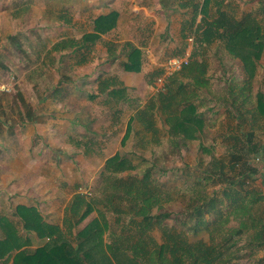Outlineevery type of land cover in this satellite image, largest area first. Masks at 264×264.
<instances>
[{
  "label": "trees",
  "instance_id": "1",
  "mask_svg": "<svg viewBox=\"0 0 264 264\" xmlns=\"http://www.w3.org/2000/svg\"><path fill=\"white\" fill-rule=\"evenodd\" d=\"M197 8L196 4L195 12ZM115 19V13L96 19L94 33L82 36V45L75 51H84L83 43L93 45L99 34L114 27ZM202 24L196 40L206 45L220 41L226 53L239 60L246 75L238 93L233 90L225 93V100L212 101L215 106H225L227 101L234 106L236 94L243 97L234 113L224 110L234 127L223 134L217 132L213 138L214 145L225 146L224 160L210 157L209 166L192 182L188 193L179 194L184 206L173 212L168 208L177 201L173 195L178 187L168 189V195L162 193L169 185L153 177L150 168L133 173L139 166L134 159L139 156L117 152L105 160L95 194L74 195L66 232L44 222L33 207L17 208L18 223L0 220V264H239L241 260L264 264V137L259 135L261 128L264 133V125H258L264 121V96L254 101L250 92L264 51V27L236 23L224 13L217 21L203 20ZM58 46L68 47L63 42ZM202 51L193 47L188 65L164 79L163 91L133 109L121 145L133 136L134 150L145 152L158 146L165 136L166 153L174 156L187 141L199 139L211 128L205 125L202 110L210 88ZM131 54L135 58L136 50ZM96 82L103 105L119 113L121 105L129 102L125 88L110 79L98 78ZM95 98L88 94L86 100ZM199 147L207 152L203 144ZM256 160L263 166L262 172L253 163ZM94 211L97 216L72 234ZM168 219L173 224L166 222ZM154 229L161 232L159 243L151 234ZM20 230L47 238V242L29 249L31 240Z\"/></svg>",
  "mask_w": 264,
  "mask_h": 264
},
{
  "label": "crops",
  "instance_id": "2",
  "mask_svg": "<svg viewBox=\"0 0 264 264\" xmlns=\"http://www.w3.org/2000/svg\"><path fill=\"white\" fill-rule=\"evenodd\" d=\"M111 13L114 27L75 51L82 36L94 33V21ZM221 13L264 27V0H0V69H11L16 80L10 92H0V220L18 223L17 208L33 207L44 222L66 232L70 203L81 188L77 181L92 184L105 160L119 151L126 130L127 123L113 148L89 147L91 138L101 137L97 131L87 137L95 122L89 103L107 109L96 80H114L127 97L147 100L168 59L193 47L205 59L207 49H224L220 41L196 40L202 21H217ZM88 94L96 98L82 102ZM78 130L84 132L78 136ZM98 159V167L86 164ZM20 234L29 237L32 250L47 242Z\"/></svg>",
  "mask_w": 264,
  "mask_h": 264
},
{
  "label": "rangeland",
  "instance_id": "3",
  "mask_svg": "<svg viewBox=\"0 0 264 264\" xmlns=\"http://www.w3.org/2000/svg\"><path fill=\"white\" fill-rule=\"evenodd\" d=\"M209 48L207 52H205V56H207V64L208 71L207 77L210 80V88L208 89L209 96H205V100H203V105H205L203 112L205 113L206 118V126L211 127L206 129L202 135H200L199 139L194 141H187L185 146L182 147L179 155L170 156L167 155V142L166 137H162V141L158 146L152 147V149H147L145 152H139L134 150L135 140L133 136L128 138L124 145H117L121 154H126L131 157L132 154L135 156H139V158L135 157L134 162L137 163L138 169L133 172L141 173L145 168H150L153 177H155L160 183H164L169 187H166L161 190L162 193L166 191L168 195V189L174 187H178V191L173 195L174 198H177V201L168 209L173 210V212H178L183 203V198L180 197L179 194H187L190 186L194 180L198 179L202 176L201 171H203L210 161L211 156H216V158H220L219 160L223 161V154L226 152L224 145H218L213 143V138L217 135V132L225 133L228 128L234 127V122L230 119L228 112H224L225 108H228V111H232L234 113L235 109H239L237 106L242 102L243 97L240 94H236L237 101L234 106L230 105L229 102L225 104V106L218 104L215 107H211L216 98L226 99L227 96H224L225 93L232 92L233 90L237 92V89L241 85V79L246 78L245 74H243V70L241 68V63L239 60L232 59L224 49H214ZM257 72L255 74L254 79L250 83V92L252 94L253 100L255 101L257 98L261 99L264 96V51L262 53L261 59L258 63ZM11 69H0V81L5 79V76H9L11 73ZM7 76V77H8ZM13 76V75H12ZM6 80V79H5ZM4 80V81H5ZM3 82V80L1 81ZM213 97V98H212ZM129 102L123 103L121 105L120 112H115L114 110H108L105 107L99 105L97 103H89L91 109L93 108L95 122L92 124V129H89L87 133V137L91 138L90 134L93 132H98L101 137L91 138L92 142L95 144H91L89 146L92 151H95L96 147L102 146L104 148H113L118 143V140L123 134V125L127 123V119L132 114L133 109L136 106L143 105L146 99H131L127 97ZM86 100L83 96L81 98ZM229 100V99H227ZM257 101V100H256ZM219 102V101H218ZM216 100V103H218ZM130 104V105H129ZM210 108V109H208ZM260 126L264 125V121L258 124ZM248 127V126H247ZM246 127V129H247ZM219 129V130H218ZM245 129V130H246ZM263 129L261 128V132ZM79 132H84L83 130H78ZM260 132V133H261ZM259 135L264 137L261 133ZM87 138V139H88ZM90 140V139H88ZM216 142H219L216 141ZM200 144H203L207 149V152L200 150ZM102 147L100 149H102ZM93 164L98 167L101 161H86V164ZM255 166L263 171V166L257 162H253ZM209 166V165H208ZM102 170V168H101ZM101 170L96 174V177L93 179L92 184L90 185L89 179L78 180V188L81 187L84 190H89L91 194H95V183L97 178L101 172ZM264 180V176H263ZM208 193H211V189L208 188ZM179 199V200H178ZM182 201V202H181ZM97 214L92 213L87 218L85 223H89L92 219H94ZM179 219V217H177ZM109 222H112V219L108 217ZM170 225L173 224L172 219H168ZM115 228V226H114ZM21 233V232H20ZM160 233L158 229H154L152 231V235L157 239L159 243ZM23 236V234H22ZM41 242V241H40ZM40 246L39 243L35 244V247ZM245 260L239 261V264H245Z\"/></svg>",
  "mask_w": 264,
  "mask_h": 264
},
{
  "label": "built area",
  "instance_id": "4",
  "mask_svg": "<svg viewBox=\"0 0 264 264\" xmlns=\"http://www.w3.org/2000/svg\"><path fill=\"white\" fill-rule=\"evenodd\" d=\"M200 1H204V0H200ZM189 42H191V39H189ZM190 54H185L180 57H173L167 60V62L163 66V74L156 79L155 88H154L155 93H159L163 91L164 79L166 77H168L174 72L181 70L183 67L188 65ZM15 83H16L15 77L9 75L5 81L0 82V92H5V93L10 92L13 89ZM78 193L83 194L87 197L91 196V192L89 190H84L82 188L78 189Z\"/></svg>",
  "mask_w": 264,
  "mask_h": 264
}]
</instances>
